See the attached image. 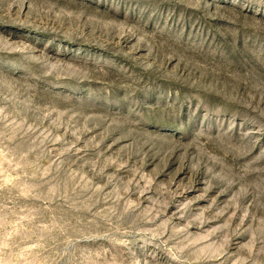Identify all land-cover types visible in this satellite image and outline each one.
<instances>
[{
	"label": "rangeland",
	"instance_id": "374dc122",
	"mask_svg": "<svg viewBox=\"0 0 264 264\" xmlns=\"http://www.w3.org/2000/svg\"><path fill=\"white\" fill-rule=\"evenodd\" d=\"M0 264H264V0H0Z\"/></svg>",
	"mask_w": 264,
	"mask_h": 264
}]
</instances>
